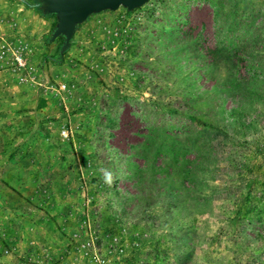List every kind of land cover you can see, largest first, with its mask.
Returning <instances> with one entry per match:
<instances>
[{"label": "rangeland", "instance_id": "rangeland-1", "mask_svg": "<svg viewBox=\"0 0 264 264\" xmlns=\"http://www.w3.org/2000/svg\"><path fill=\"white\" fill-rule=\"evenodd\" d=\"M57 22L0 0V264H264V0Z\"/></svg>", "mask_w": 264, "mask_h": 264}, {"label": "water", "instance_id": "water-1", "mask_svg": "<svg viewBox=\"0 0 264 264\" xmlns=\"http://www.w3.org/2000/svg\"><path fill=\"white\" fill-rule=\"evenodd\" d=\"M43 3L45 14H55L57 26L52 35V40L63 38V50L69 48L70 40L77 30L91 14L104 10H116L124 7L133 10L141 7L148 0H40Z\"/></svg>", "mask_w": 264, "mask_h": 264}, {"label": "trees", "instance_id": "trees-1", "mask_svg": "<svg viewBox=\"0 0 264 264\" xmlns=\"http://www.w3.org/2000/svg\"><path fill=\"white\" fill-rule=\"evenodd\" d=\"M251 42H252V40L245 42L244 46H240V48H236L233 46L231 48H226L224 46H222V47L218 46V47H215L213 50L209 51V53L211 54L212 57H214L213 62H215V63L220 62V63H226L229 66H236L238 59L243 57L242 50H245L244 49L246 47L245 45L249 44ZM239 52H241V56H239L240 55ZM253 64L254 63L252 62L250 67H253L256 69V66H254ZM233 80H234L233 83L230 85V87H232V89H230V92H231V94L234 93L235 95H239L240 91L242 90V89H240L241 84L239 83L238 80H235V79H233ZM234 82H235V84H234ZM247 85H249V83Z\"/></svg>", "mask_w": 264, "mask_h": 264}, {"label": "built area", "instance_id": "built-area-1", "mask_svg": "<svg viewBox=\"0 0 264 264\" xmlns=\"http://www.w3.org/2000/svg\"><path fill=\"white\" fill-rule=\"evenodd\" d=\"M65 86H63V89H64Z\"/></svg>", "mask_w": 264, "mask_h": 264}]
</instances>
